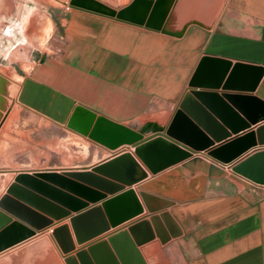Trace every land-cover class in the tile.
<instances>
[{
  "label": "crops",
  "instance_id": "1",
  "mask_svg": "<svg viewBox=\"0 0 264 264\" xmlns=\"http://www.w3.org/2000/svg\"><path fill=\"white\" fill-rule=\"evenodd\" d=\"M58 1L61 6L49 0H0V38H5L0 55L7 50L8 62L21 69L28 64L21 75L15 70L7 74L2 69L6 65H0V116H5L0 117V195L18 172H89L94 182L72 178L81 191L50 183L59 193L44 199L68 215L51 219L34 236L0 251V264H65L50 235L61 224L67 225L73 243L69 253L100 239L113 252L109 234L119 233L113 239L118 247L133 242L128 225L147 221L153 231L149 215L160 211L169 214L180 234L164 243L154 236L135 246L145 264H264V0ZM44 26L46 34L50 29L48 48L32 59V37L41 35ZM196 92L219 100L226 110L222 116L200 103V123L192 122L210 141L202 152L234 140L240 141L231 148L248 147L229 164L197 154L194 161L188 157L151 172L133 148L108 149L67 127L75 108L93 114L88 132L97 118L102 129L112 124L134 131L163 127L185 96L198 102ZM34 117L87 139L93 156L61 168L33 162L26 151L42 143L41 126L30 124ZM9 141L16 145L6 153ZM124 152L134 164L118 162L111 174L137 179L133 183L91 170ZM154 158L157 164L162 156ZM210 163L215 168L209 170ZM128 190L141 211L110 226L101 203ZM139 193L148 197L146 202ZM161 200L168 205L148 212L147 205L156 208ZM131 204L126 195L112 213L129 211ZM92 208L97 210L81 219V233L103 223L107 229L78 244L69 218ZM159 222L166 230L161 218Z\"/></svg>",
  "mask_w": 264,
  "mask_h": 264
},
{
  "label": "water",
  "instance_id": "2",
  "mask_svg": "<svg viewBox=\"0 0 264 264\" xmlns=\"http://www.w3.org/2000/svg\"><path fill=\"white\" fill-rule=\"evenodd\" d=\"M3 81L4 80L0 77V82ZM2 93H4V91L0 88V94ZM194 94L198 102L188 101L187 96H185L180 101L179 108L176 109L171 119L163 127H150V129L142 127L138 131H134L124 126L112 124L110 127L105 126V128L102 129L99 126L101 118H97L96 123L88 132L93 114L79 108H75L72 112L67 127L86 135L89 139L104 145L108 149H114L119 145L133 148V152L151 172H155L162 167L197 154H203L221 165L231 163L232 160L246 151L248 147L231 148L234 143L240 141L234 140L221 147L208 149L203 153L202 151L210 145V141L206 140L203 135H201L197 126L192 122V120H195L197 123H200V115L203 114L200 103L204 106L206 105L205 108L207 107L213 113L222 114V116L226 114V110L223 109V105L219 100L216 102V100H212L209 97L207 99L205 98L206 96L202 97L203 94L200 95L198 92ZM202 118L205 120L206 116ZM157 153H159L162 158L160 163L156 164L154 157ZM195 159H197V157H192L190 161H194ZM121 161L128 163L129 166L134 164L130 155L124 152L107 162L92 167L91 170L131 184L137 179L130 176L123 178L116 173L114 175L111 174V170L114 171L113 167ZM213 168H215V166L210 163L208 169L211 170ZM72 178L88 182L92 176L89 172L72 171H63L62 174L51 171L32 174H27L25 172L16 173L11 182L6 186L4 192L0 195V209L16 220L27 224L31 229L25 227L16 220L10 221L8 216L0 212V251L34 236L36 231L50 225L51 219L58 220L68 215L67 210L53 205L45 200L43 196L45 194L50 196L52 192H58L51 187V184L68 191L75 189L80 191L83 190L81 186L72 181ZM41 180L45 182H41ZM92 182H94L93 178ZM37 194L42 195V197ZM139 194L144 202H146L145 200L148 197L144 193ZM126 195L132 197L131 209L121 214L119 213L118 215L117 213H115L116 215L113 214L114 204L118 203L119 200H122ZM93 198L95 200L98 197L94 195ZM161 202L162 203H159V206L156 208H151L147 205L148 212L162 209L168 205V202L165 200H161ZM101 206L108 217L110 226H115L119 222L141 211L137 199L134 194H132L131 190L125 191L102 202ZM30 208L46 214L49 218L41 216ZM95 210L97 209L92 208L69 218L76 243L79 244L107 229V225L103 223L101 227L91 232L81 233L79 229L81 219L86 218ZM159 218H161L164 223L166 230L161 226ZM149 221L153 231L148 226L147 221L133 222L128 225V231L133 238V242L128 240L123 246L118 247L113 243V239L117 237L119 233L115 234V232H113L107 236V240L110 242L117 259L106 243L101 239L86 245L85 249H78L74 251L73 254L69 253L74 247L66 224L51 228L50 235L58 246L65 264H145L135 246L152 239L154 236L158 238L160 243H164L170 238H174L180 234L178 227L166 211H160L158 215H149ZM141 226L145 227L143 233H140Z\"/></svg>",
  "mask_w": 264,
  "mask_h": 264
},
{
  "label": "rangeland",
  "instance_id": "3",
  "mask_svg": "<svg viewBox=\"0 0 264 264\" xmlns=\"http://www.w3.org/2000/svg\"><path fill=\"white\" fill-rule=\"evenodd\" d=\"M49 3L51 5L61 6V2L58 0H49ZM47 26H44V29L42 30V34L39 36H33V48L31 51V58L34 59L40 55V51H46L48 48V33L50 32V29L48 33L46 34ZM2 39H5L4 37ZM0 38V40H2ZM35 41V42H34ZM1 44V43H0ZM2 45H0L1 48ZM3 48V46H2ZM7 49V47H6ZM6 53L3 55H0V65L4 66L6 68L2 69L8 74L13 73V70L17 74H22L23 71H26L28 68V64L22 66L21 68H18L17 65L14 62H8L9 55H7V50H5ZM10 67V68H9ZM13 78L15 79L16 85L18 84L17 76L13 75ZM2 111V109H1ZM3 111H5L3 109ZM8 113V111H7ZM6 115V113H5ZM23 116L29 117L27 114L22 113ZM1 117V116H0ZM2 118V117H1ZM5 119V116H3ZM2 118V119H3ZM32 127L39 128L41 126V133L40 136L42 138V143H39L37 145H33V147L26 151V156H29V158L35 162L38 163L44 162L46 163L45 166L47 167H70L73 165H81L89 161V159L94 154V148L91 146L92 144L87 139L81 140L76 138L73 135H70L66 133L65 131H61L59 128L46 123L38 118H32L31 123ZM38 125V126H37ZM39 132V131H38ZM34 134H31L30 136L34 138ZM11 136H14V132H11ZM56 137L58 140H56ZM46 138V140L44 139ZM39 139V135L37 134V137L35 140ZM8 144L11 148L5 149L6 153L10 150H14V146L16 145V142L9 141ZM9 151V152H10ZM30 153V154H29ZM9 154V153H8ZM8 156V155H7ZM33 167V164H30L28 167H22V168H30ZM0 178H2L0 176ZM3 182L0 181V188L3 187Z\"/></svg>",
  "mask_w": 264,
  "mask_h": 264
},
{
  "label": "built area",
  "instance_id": "4",
  "mask_svg": "<svg viewBox=\"0 0 264 264\" xmlns=\"http://www.w3.org/2000/svg\"><path fill=\"white\" fill-rule=\"evenodd\" d=\"M65 8H66V9L68 8L67 4H65Z\"/></svg>",
  "mask_w": 264,
  "mask_h": 264
}]
</instances>
